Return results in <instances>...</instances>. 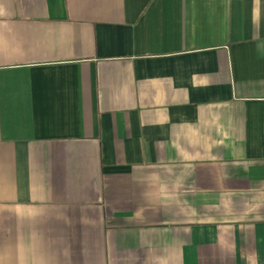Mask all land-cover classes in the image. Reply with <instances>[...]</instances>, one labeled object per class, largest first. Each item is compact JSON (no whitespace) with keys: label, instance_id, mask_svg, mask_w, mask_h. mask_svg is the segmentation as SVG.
Here are the masks:
<instances>
[{"label":"crops","instance_id":"crops-1","mask_svg":"<svg viewBox=\"0 0 264 264\" xmlns=\"http://www.w3.org/2000/svg\"><path fill=\"white\" fill-rule=\"evenodd\" d=\"M0 264H264V0H0Z\"/></svg>","mask_w":264,"mask_h":264}]
</instances>
